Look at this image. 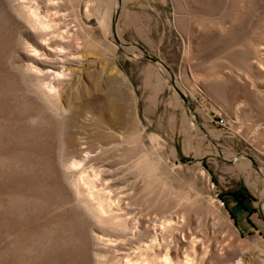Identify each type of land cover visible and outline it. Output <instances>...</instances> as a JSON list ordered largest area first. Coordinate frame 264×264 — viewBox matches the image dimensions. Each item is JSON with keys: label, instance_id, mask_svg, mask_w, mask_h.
<instances>
[{"label": "rangeland", "instance_id": "374dc122", "mask_svg": "<svg viewBox=\"0 0 264 264\" xmlns=\"http://www.w3.org/2000/svg\"><path fill=\"white\" fill-rule=\"evenodd\" d=\"M28 1L71 42L45 101L0 0V264H121L72 202L83 151L127 196L119 228L171 222L175 264H264V0Z\"/></svg>", "mask_w": 264, "mask_h": 264}, {"label": "bare ground", "instance_id": "6f19581e", "mask_svg": "<svg viewBox=\"0 0 264 264\" xmlns=\"http://www.w3.org/2000/svg\"><path fill=\"white\" fill-rule=\"evenodd\" d=\"M104 1L102 19L109 18L112 6V0ZM13 2L17 17L39 40L36 49L29 48L34 61L26 66V71L32 76L47 79V82L38 83L36 88L45 101L54 102L59 96L58 85L65 77L63 63L67 58H61L59 54L64 53L63 46L66 47L71 42L70 29L54 18L42 15L40 9L28 0ZM83 153L79 159L64 164L63 173L70 180L72 202L79 209L80 217L98 230V233H94L95 240L114 248L115 252H119V249L114 244L128 245L126 252H122L121 257L117 256L121 259V264H175L171 256L170 237L174 230L171 222L163 220L158 225L154 224L151 235L146 240H142L136 227L130 231L119 228L126 221L122 220V216L127 214L123 208V199L127 196H120V193L109 190L101 171L97 172L93 168L86 170L91 154L88 151ZM182 264L194 263L187 259Z\"/></svg>", "mask_w": 264, "mask_h": 264}, {"label": "trees", "instance_id": "16d2710c", "mask_svg": "<svg viewBox=\"0 0 264 264\" xmlns=\"http://www.w3.org/2000/svg\"><path fill=\"white\" fill-rule=\"evenodd\" d=\"M231 197L233 196V195H230ZM232 198H234L235 200H236V198L233 196ZM242 207V206H241Z\"/></svg>", "mask_w": 264, "mask_h": 264}]
</instances>
